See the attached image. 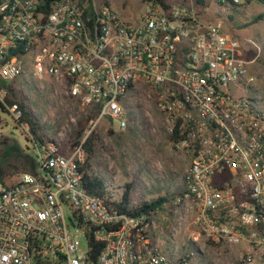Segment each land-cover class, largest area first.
<instances>
[{
  "label": "built area",
  "instance_id": "2783aa9c",
  "mask_svg": "<svg viewBox=\"0 0 264 264\" xmlns=\"http://www.w3.org/2000/svg\"><path fill=\"white\" fill-rule=\"evenodd\" d=\"M142 1L145 10L130 21L110 0H0V109L20 123L18 103L6 97L20 79L47 77L39 87L59 88L94 116L73 145L28 132L37 172L0 182V264H91L89 232L102 243L96 264H193L192 254L164 251L156 211L149 220L120 214L82 185L86 138L99 124L124 130L137 87L150 93L171 144L188 159L163 220L174 215L213 243L247 240L240 264H264V97L245 95L257 89L248 67L255 57H244L202 2ZM240 2L209 0L222 15ZM247 44L259 51L256 41ZM80 235L84 251L76 249Z\"/></svg>",
  "mask_w": 264,
  "mask_h": 264
},
{
  "label": "rangeland",
  "instance_id": "374dc122",
  "mask_svg": "<svg viewBox=\"0 0 264 264\" xmlns=\"http://www.w3.org/2000/svg\"><path fill=\"white\" fill-rule=\"evenodd\" d=\"M110 3L114 10L130 21H136L145 10L142 0H110ZM202 3L204 6L208 5L207 17H219L224 31L240 41L244 57H255V61L248 67L250 75L256 78L254 86L257 89L255 93L249 90L245 95L263 98L264 4L257 0H241L237 6L231 7L222 15L217 13L209 0H202ZM260 14L262 18L253 21ZM249 41H256L259 51L253 46L250 47L247 44ZM46 79L47 77L20 79L16 83L19 91L11 96L27 103L39 120L43 137H52L63 146H68L78 138V121L91 114L76 100L61 93L59 88L55 91L51 85L39 87L38 84L47 81ZM125 106L128 124L124 130L119 131L115 123L113 129L105 124H99L92 129L97 139L89 160L91 172L112 183L117 197L125 184L129 183V199L134 205L160 195L166 196L167 201H170L181 189L188 159L171 144L165 130L164 117L144 87H137L129 92ZM0 118V158L4 167L14 176H18L22 171L30 169L31 162L34 169L30 171L37 172L33 143L25 126L11 119L1 109ZM90 121L91 119L82 135L90 128ZM4 138L6 142H3ZM25 154L29 158H24ZM168 207H162L153 216L157 225L155 233L162 240L165 252L192 254L193 264H240V259L248 248L247 240L231 246L213 243L199 235L194 225L177 223L174 215L163 220ZM65 210L67 211L66 208ZM171 234L173 242L169 239ZM76 249H86L83 235L76 238Z\"/></svg>",
  "mask_w": 264,
  "mask_h": 264
},
{
  "label": "trees",
  "instance_id": "16d2710c",
  "mask_svg": "<svg viewBox=\"0 0 264 264\" xmlns=\"http://www.w3.org/2000/svg\"><path fill=\"white\" fill-rule=\"evenodd\" d=\"M49 2L51 0H45ZM162 2L163 0H156ZM198 2H202V0H197ZM258 2L264 4V0H257ZM262 18V15H257L253 21H257L258 19ZM252 21V22H253ZM11 96V95H10ZM9 95L6 97V101L11 104L13 102H17L22 115L20 118V123H26L28 125V132L35 138V140L41 141L43 135L41 133V126L39 120L32 112L30 107L23 99H15ZM93 115H88L84 120H79L78 125L79 128L77 129V137L73 144L79 142L80 136L86 124L90 119H92ZM80 137V138H79ZM97 139V135L95 132H92L85 140L83 144L84 152H85V160L82 164H80V170L82 172V185L92 194L100 197L103 201L107 204L108 207L115 208L120 214H124L127 216L135 215L138 213H145L147 217L150 215L151 211H158L162 208L164 202L168 199L166 196H157L156 198L150 199L149 201L145 200L141 204L134 205L130 202L129 199V190L130 184H125L124 189L122 190L120 196H116V192L114 190H110L107 186V179L100 175L94 174L91 172L90 168V157L93 153V146L94 142ZM7 140L4 138L3 142ZM24 158H29L26 154L23 155ZM30 162V159H28ZM30 169L33 170L34 167L29 165ZM17 179V176H14L8 169H6L2 163L0 158V182L5 185H11ZM149 220V217L147 218ZM88 238V252H87V261L91 264H96V256L99 253V249L102 247L101 242H95L91 233H87Z\"/></svg>",
  "mask_w": 264,
  "mask_h": 264
}]
</instances>
